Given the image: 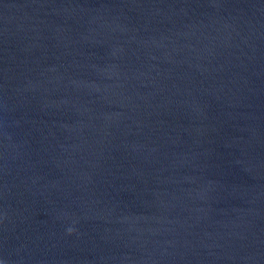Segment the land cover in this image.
<instances>
[{"label":"water","instance_id":"water-1","mask_svg":"<svg viewBox=\"0 0 264 264\" xmlns=\"http://www.w3.org/2000/svg\"><path fill=\"white\" fill-rule=\"evenodd\" d=\"M0 264H264V0H0Z\"/></svg>","mask_w":264,"mask_h":264}]
</instances>
